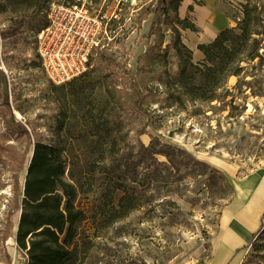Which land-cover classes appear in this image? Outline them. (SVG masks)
Listing matches in <instances>:
<instances>
[{
    "label": "rangeland",
    "instance_id": "obj_1",
    "mask_svg": "<svg viewBox=\"0 0 264 264\" xmlns=\"http://www.w3.org/2000/svg\"><path fill=\"white\" fill-rule=\"evenodd\" d=\"M48 2L0 0V111L7 98L14 115L0 116V144L14 148L0 162V264L27 259L13 204L34 140L61 147L80 181L79 264H212L237 185L264 177L263 0H220L235 16V34L246 2L256 20L245 46L227 40L243 60L211 101L184 93L173 27L183 42L188 29L168 8L153 10L158 0L103 4L104 49L81 76L53 84L35 46ZM202 4L182 0L180 18ZM261 222L226 264H264V214Z\"/></svg>",
    "mask_w": 264,
    "mask_h": 264
},
{
    "label": "trees",
    "instance_id": "obj_2",
    "mask_svg": "<svg viewBox=\"0 0 264 264\" xmlns=\"http://www.w3.org/2000/svg\"><path fill=\"white\" fill-rule=\"evenodd\" d=\"M181 1L158 0L153 10L168 8L180 28L194 31V23L187 16H179ZM255 9L248 2L244 4L243 16L237 25L238 34L233 32L234 27H229L219 31L212 42L198 44L197 48L204 54L203 61L198 63L193 61L192 50L182 41L179 28L173 27V47L179 56L181 87L191 100H214L217 98L216 91L223 87L227 77L235 74L232 64H239L243 58L238 57L240 49L232 51L227 40L236 38L239 46L247 44L255 30L252 27L256 20L253 15ZM18 22L12 30L21 26V21ZM236 66L235 69L240 68ZM4 104L9 109L7 112L0 111V116L13 118L7 98ZM23 132L27 133V130L23 129ZM28 149L32 155L27 165L21 201H18L16 187L13 204L14 209H20L15 240L19 249L27 254L25 264H79L83 258L80 227L86 218L84 208L77 203L80 181L61 147L34 140ZM13 150L11 146L0 144V162L4 161L3 152L10 151L7 156L11 157ZM262 225L261 222L252 236L260 231Z\"/></svg>",
    "mask_w": 264,
    "mask_h": 264
},
{
    "label": "built area",
    "instance_id": "obj_3",
    "mask_svg": "<svg viewBox=\"0 0 264 264\" xmlns=\"http://www.w3.org/2000/svg\"><path fill=\"white\" fill-rule=\"evenodd\" d=\"M121 0H49L46 23L36 34V52L42 70L55 85L81 76L90 56L104 49L106 20L103 4Z\"/></svg>",
    "mask_w": 264,
    "mask_h": 264
},
{
    "label": "crops",
    "instance_id": "obj_4",
    "mask_svg": "<svg viewBox=\"0 0 264 264\" xmlns=\"http://www.w3.org/2000/svg\"><path fill=\"white\" fill-rule=\"evenodd\" d=\"M219 4L220 0H206V4L195 5L186 14L196 26V30L188 29L186 31L188 39L184 42L192 50V57L199 62L203 61L204 54L197 45L212 42L219 31L233 27L236 23L231 9L229 11L226 6L220 7ZM189 32L192 33V37ZM261 187L262 193L257 211L246 210L244 200L237 195L236 188L234 198L223 211L224 226L214 242L216 246L212 264H226L236 253V249L247 244L252 239V235L258 231L264 213V177ZM247 217L250 220H247ZM235 237L237 242L233 243Z\"/></svg>",
    "mask_w": 264,
    "mask_h": 264
},
{
    "label": "bare ground",
    "instance_id": "obj_5",
    "mask_svg": "<svg viewBox=\"0 0 264 264\" xmlns=\"http://www.w3.org/2000/svg\"><path fill=\"white\" fill-rule=\"evenodd\" d=\"M261 182L262 178L256 175H250L237 185V195L244 200L247 211H257L259 209L260 195L262 193ZM19 215L20 210L17 209L13 216L15 222L18 221ZM247 220H250V218L247 217ZM10 240H12V237H10ZM235 242H237L236 237L233 243Z\"/></svg>",
    "mask_w": 264,
    "mask_h": 264
},
{
    "label": "water",
    "instance_id": "obj_6",
    "mask_svg": "<svg viewBox=\"0 0 264 264\" xmlns=\"http://www.w3.org/2000/svg\"><path fill=\"white\" fill-rule=\"evenodd\" d=\"M31 155H32V152H31V154H30V157H31ZM29 161H30V158H29ZM28 161V162H29ZM28 165V164H27ZM26 171H27V167H26ZM22 192H23V188H22ZM20 210V209H19Z\"/></svg>",
    "mask_w": 264,
    "mask_h": 264
}]
</instances>
